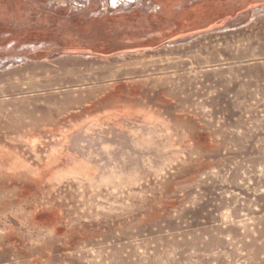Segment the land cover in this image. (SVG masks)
<instances>
[{
    "label": "rangeland",
    "instance_id": "rangeland-1",
    "mask_svg": "<svg viewBox=\"0 0 264 264\" xmlns=\"http://www.w3.org/2000/svg\"><path fill=\"white\" fill-rule=\"evenodd\" d=\"M121 1L0 0V264H264V0Z\"/></svg>",
    "mask_w": 264,
    "mask_h": 264
},
{
    "label": "bare ground",
    "instance_id": "bare-ground-1",
    "mask_svg": "<svg viewBox=\"0 0 264 264\" xmlns=\"http://www.w3.org/2000/svg\"><path fill=\"white\" fill-rule=\"evenodd\" d=\"M115 119V118H114ZM88 124V123H87ZM110 124V123H109ZM90 125V124H89ZM85 126V125H84ZM97 126V125H96ZM101 125H99L100 127ZM92 127V126H91ZM90 127V129H91ZM84 128V127H82ZM95 128V127H94ZM98 128V126L96 127ZM90 129H86L83 131V129L81 130H77L78 132L74 133L71 137H69V139L67 138V143L70 145V148L72 151L77 152V153H81V154H98L97 151L98 149H96V147L98 146V142H104V138L102 139V136L100 137V135L97 132H93V133H87V131L89 132ZM94 130V129H93ZM98 131V130H97ZM101 131V130H100ZM98 131V132H100ZM120 131V130H119ZM115 132V131H114ZM103 133V132H101ZM117 133V132H116ZM119 134V133H118ZM124 134V133H123ZM121 135V134H120ZM116 135H114L115 137ZM119 136V135H118ZM121 137V136H120ZM103 140V141H102ZM109 140V139H108ZM107 141V140H106ZM105 141V142H106ZM111 142V141H110ZM116 143V142H115ZM112 144V143H111ZM68 149V148H67ZM80 154V155H81ZM87 156V155H86ZM90 159V158H89ZM91 164V163H90Z\"/></svg>",
    "mask_w": 264,
    "mask_h": 264
},
{
    "label": "built area",
    "instance_id": "built-area-1",
    "mask_svg": "<svg viewBox=\"0 0 264 264\" xmlns=\"http://www.w3.org/2000/svg\"><path fill=\"white\" fill-rule=\"evenodd\" d=\"M70 1L74 2L80 9L86 8L90 3V0H70ZM121 2L126 4H133L136 2V0H124V1L122 0ZM111 3H112V7L110 9H116V7H118V6H114L116 5V3L115 4L113 2Z\"/></svg>",
    "mask_w": 264,
    "mask_h": 264
}]
</instances>
